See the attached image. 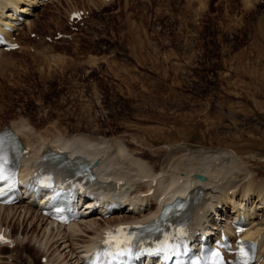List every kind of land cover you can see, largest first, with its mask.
I'll list each match as a JSON object with an SVG mask.
<instances>
[{
  "label": "rangeland",
  "instance_id": "1",
  "mask_svg": "<svg viewBox=\"0 0 264 264\" xmlns=\"http://www.w3.org/2000/svg\"><path fill=\"white\" fill-rule=\"evenodd\" d=\"M93 1L37 4L29 15L33 25L27 24L40 37L21 29L24 48L0 57V126L23 120L40 130L121 140L131 155L156 170H176L187 143L216 151L215 156L230 152L218 157L227 162L235 150L241 155L235 161L245 162L259 184L264 178V0ZM74 5L90 9L79 30L67 20ZM57 29L72 36L49 41L45 35ZM243 166L236 169L239 174L247 171ZM256 200L249 204L257 215L254 227L264 233V207L256 208ZM224 206L233 214L232 203ZM8 213L0 220L19 242L0 247V264H44L47 249L38 244L51 226L42 235L37 222L30 228L38 230H31L23 216L6 218ZM214 214L210 222L219 215ZM59 243L51 260L65 256V251L59 255L64 247Z\"/></svg>",
  "mask_w": 264,
  "mask_h": 264
},
{
  "label": "bare ground",
  "instance_id": "2",
  "mask_svg": "<svg viewBox=\"0 0 264 264\" xmlns=\"http://www.w3.org/2000/svg\"><path fill=\"white\" fill-rule=\"evenodd\" d=\"M43 2L45 1L0 0V21L3 23L7 22L12 27H15L17 25L16 20L21 13L25 12L24 14H35L36 10H31L29 6H38L37 4H43ZM74 7L78 6L74 5L69 8L68 14L70 13V10ZM29 20L30 19L25 16L26 23H28L29 26L33 25V23H31V21ZM20 26L21 25H19L18 28ZM14 33H12L11 31L9 32L10 35ZM58 58H55V60L57 61ZM21 122L22 123L14 122L11 125L14 126L18 131H20L25 142L32 146V151L30 152L29 156L25 158L26 163L32 162L35 167H38L41 157L44 155H51L54 152L53 150H56V145H60L62 147L61 150H68L72 158L71 160L74 163L81 162L83 156H90L92 159L99 160V162L96 164L99 169L100 175L102 176V182L100 187L104 183L111 184L113 182H117V179L120 177H126L127 180L124 184V187L126 188L120 189V191L117 193L118 197L123 199L134 197L133 201L136 206L143 204L149 205V211L147 212H151L152 208L155 207V205L152 204L156 196L165 195V198H171L179 189H181L179 191L180 193H189L187 196L191 195L192 199L195 198L198 203L196 206L198 210L196 212L195 217L196 229L199 226H202V218L208 219V216H211L210 213H212L215 209L216 213L219 210L218 214H225L219 215L221 222H223V219H228V221H231L235 219L240 213H242L245 217L249 219V222H251V225L249 226V232L258 235V239L260 240L259 248H261L260 252L262 255V261L253 264L264 263V250L262 248V246L264 245V233H262L261 230L255 229L254 226L256 225L255 221L257 215L256 217H254V213L256 212L254 211L253 207L249 206L250 203L255 202L257 197L255 207L258 208V203L260 204V207H264V178L261 179L259 184H255L253 176L254 174H252L251 176L250 171L247 170L245 166H243L245 162L241 164V166H239L240 159H237L235 161V158L237 156H241L237 153L238 151H236V153H234L235 150L232 151L235 155L232 153V155L230 156L231 159H228V162L229 160H231L230 163H228L227 159L224 157L226 159L225 163L229 164L225 165L223 161L224 158L223 160H219L218 157H221L223 155L228 157L227 155L230 154V152H228L229 150H224L228 152L227 155H219L218 152V155L215 156L214 153H216V151L211 152L210 154L209 151H202L201 148H195L194 146L190 147V144L186 142L187 146L184 145V147L186 146L188 152H184L183 155L178 156L181 159L176 162L174 168L176 169V167H178L176 170L172 169V171H166L164 170V168H157L156 170L154 168L155 165L152 162H147L140 157L131 155L127 151V148L124 146V144L120 142L121 140L113 141L111 139L113 142H109V140H107L106 138V140H104L103 138L93 139V137H89V135L87 136V134H81L80 132L78 134L71 133L72 135H67L62 131L63 129L58 128L57 130L52 132L53 130L49 127L45 128L46 130H40L30 126V124H27L23 120ZM2 128L3 126H0V130ZM114 142H116V146H113L115 145ZM59 150L60 149H58V151ZM173 152L175 151H172L171 154ZM176 153H179V151H177ZM217 160L223 161V163H219ZM241 160L243 159L241 158ZM237 162H239V164H237ZM179 163L180 166L183 165V167L180 168ZM227 166L229 167L227 168ZM242 166L243 168L245 167L247 171L244 173H242L241 171L240 173L242 174H239L236 169ZM182 168L184 169L183 175L180 174ZM232 169H235L236 172H233L234 170L232 171ZM160 171L163 173L162 176L157 175V173H159ZM230 171H232V175ZM198 172L206 174L207 179L202 180L199 177H196V173ZM228 172H230L229 177H227ZM249 173V181H244L246 180V177H249L247 176ZM256 179L258 180V178ZM152 187H154V193H152V195H146L145 193H148V191L151 190ZM238 188H240L241 191ZM230 189H232L231 192ZM241 192L243 194H241ZM205 193L207 194L206 197L204 196ZM238 194H241L240 198L237 197ZM253 194L255 195V200H252ZM250 199L251 202H249ZM24 201L25 202L21 204H11L5 206L0 204V216H2L7 210L9 211V213L6 214V218H9L11 215L15 217V215L18 213L17 216H20V218L23 216L22 219L24 218V221H28L27 223L29 224V229L36 230L39 227L41 230L44 227L42 235H44V233L47 231V227L51 226L48 235H46L47 238L45 237V241L43 243H45V249H47V251H45L48 255V262H51L52 264H59L61 262L67 264L69 261L72 260L73 261L70 262V264H85L86 248L89 247L88 245L91 244V242L99 235L100 232L104 230L107 225L117 220L137 218L138 215H144L143 211L136 213L124 208L121 214L116 213L115 215H112L110 217L103 218L97 213H91L90 215L82 217L65 226L64 224H58L52 221L48 218V216L44 214L42 215L41 209L38 208V205L34 202H31L29 198L25 199ZM229 203H232L234 211L232 212L234 215L231 216L228 211H226L227 213L224 212L226 210V207L224 205ZM256 208L255 210H257ZM36 209H38V212H36ZM251 209L253 210L251 211ZM209 210L210 213L208 212ZM220 210L223 211H221L220 213ZM29 216L33 217L30 222L28 220ZM217 219L218 218H215L216 221ZM208 221H210V219ZM226 222L227 221H225L224 223ZM0 223L3 224L1 220ZM32 223H34L33 226L36 225L37 228L34 229L33 226L30 228V225ZM34 232L35 231H32V233ZM39 233L40 231L37 233L40 236ZM55 238L56 240H54ZM58 241H60V243ZM58 243L59 245H62L64 243V247L61 251H59V255H62V251H65V256L64 258L60 256L63 259L59 261L56 258L51 260V257H53V252L56 249L55 247ZM0 247L5 246L0 244ZM68 256H70V259L66 258ZM147 263H151L150 259L147 260Z\"/></svg>",
  "mask_w": 264,
  "mask_h": 264
},
{
  "label": "snow or ice",
  "instance_id": "3",
  "mask_svg": "<svg viewBox=\"0 0 264 264\" xmlns=\"http://www.w3.org/2000/svg\"><path fill=\"white\" fill-rule=\"evenodd\" d=\"M0 180H9V177L7 175L4 174V170H3V167L0 166ZM11 186V185H10ZM240 255L242 257H245V259H243L241 261V264H248V261L246 259L248 253L244 250L243 247L240 248Z\"/></svg>",
  "mask_w": 264,
  "mask_h": 264
},
{
  "label": "water",
  "instance_id": "4",
  "mask_svg": "<svg viewBox=\"0 0 264 264\" xmlns=\"http://www.w3.org/2000/svg\"><path fill=\"white\" fill-rule=\"evenodd\" d=\"M199 176L202 178V179H205L206 176L204 174H199Z\"/></svg>",
  "mask_w": 264,
  "mask_h": 264
},
{
  "label": "crops",
  "instance_id": "5",
  "mask_svg": "<svg viewBox=\"0 0 264 264\" xmlns=\"http://www.w3.org/2000/svg\"><path fill=\"white\" fill-rule=\"evenodd\" d=\"M256 42V41H255Z\"/></svg>",
  "mask_w": 264,
  "mask_h": 264
}]
</instances>
